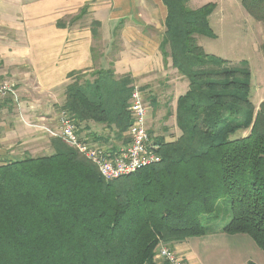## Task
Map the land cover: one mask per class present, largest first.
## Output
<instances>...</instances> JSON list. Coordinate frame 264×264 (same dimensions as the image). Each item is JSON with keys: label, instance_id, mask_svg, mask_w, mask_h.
I'll list each match as a JSON object with an SVG mask.
<instances>
[{"label": "trees", "instance_id": "16d2710c", "mask_svg": "<svg viewBox=\"0 0 264 264\" xmlns=\"http://www.w3.org/2000/svg\"><path fill=\"white\" fill-rule=\"evenodd\" d=\"M189 1L162 0L159 49L187 82L176 101L179 136L154 142L159 163L111 182L59 138L51 155L0 166V264H154L159 243L214 234L246 235L264 253V101L255 110L247 62L233 65L197 44V36L216 38V5L189 9ZM239 2L264 26V0ZM71 77L61 109L127 140L131 80L110 70ZM224 198L229 221L206 228L201 218Z\"/></svg>", "mask_w": 264, "mask_h": 264}, {"label": "crops", "instance_id": "0c3cea01", "mask_svg": "<svg viewBox=\"0 0 264 264\" xmlns=\"http://www.w3.org/2000/svg\"><path fill=\"white\" fill-rule=\"evenodd\" d=\"M166 17L162 0H0V81L15 85L0 107V166L51 155L71 75L89 79L100 70L129 78L149 99L146 128L155 143L176 140V101L187 82L159 49ZM79 130L113 149L126 144L92 122ZM202 238L172 249L186 264H199L190 242Z\"/></svg>", "mask_w": 264, "mask_h": 264}, {"label": "rangeland", "instance_id": "374dc122", "mask_svg": "<svg viewBox=\"0 0 264 264\" xmlns=\"http://www.w3.org/2000/svg\"><path fill=\"white\" fill-rule=\"evenodd\" d=\"M214 1L219 3V7L209 17V25L216 38L197 36V44L206 54L227 60L233 65L242 61L248 63L251 74L250 100L257 110L264 101V26L246 15L239 0H190L188 7L197 9ZM145 100L150 107L149 99ZM260 100L259 105L255 106ZM169 132L173 133L172 130ZM247 134L248 131L238 132L234 138ZM228 221L229 201L226 198L217 203L212 214L201 218V222L209 229L222 226ZM199 240L190 242L192 254L198 258L199 264H246L249 261L264 264V253L246 235L214 234ZM153 263L166 264L158 258L156 249Z\"/></svg>", "mask_w": 264, "mask_h": 264}, {"label": "built area", "instance_id": "2783aa9c", "mask_svg": "<svg viewBox=\"0 0 264 264\" xmlns=\"http://www.w3.org/2000/svg\"><path fill=\"white\" fill-rule=\"evenodd\" d=\"M13 96L15 85L9 81H0V107L7 98ZM128 109L131 122L125 133L127 142L116 149L83 137L77 123L63 109L59 110L58 132L54 136L94 165L106 182L134 174L142 168L159 163L160 156L146 128L148 106L144 95L137 88L132 90ZM156 255L166 264H185L176 252L162 243L157 245Z\"/></svg>", "mask_w": 264, "mask_h": 264}]
</instances>
